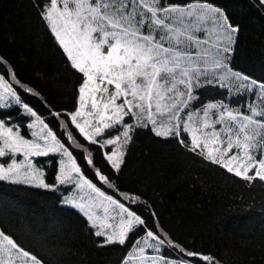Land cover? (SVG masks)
<instances>
[{
    "label": "snow or ice",
    "instance_id": "obj_1",
    "mask_svg": "<svg viewBox=\"0 0 264 264\" xmlns=\"http://www.w3.org/2000/svg\"><path fill=\"white\" fill-rule=\"evenodd\" d=\"M257 2L264 7V0ZM35 6L70 68L82 76L77 107L66 114L67 119L89 145L108 149L102 154L111 169L121 171L127 145L137 129L143 128L156 137L175 139L244 181H264V82L231 66L241 29L224 9L201 0L187 4L172 0H38ZM0 64H6L3 58ZM206 86L237 96L251 93L253 99L235 108L223 101L203 103L200 90ZM32 92L14 71L0 75V158L10 161L0 163V181L52 190L57 184H74L81 192L87 189V195L64 203L87 218L96 229L94 235L103 238L101 246L126 245L142 228L145 236L135 241L137 252L129 254L124 264H173L159 253L164 247L179 246L147 229L141 215L84 176L69 148L25 102L23 93ZM13 112L20 114L21 123H13ZM23 127L31 138L22 133ZM50 154L62 157L55 184L45 182L43 171L31 159ZM17 156L23 160L18 161ZM86 162L95 166L91 152ZM96 176L116 187L100 169ZM124 197L131 202L139 199L126 193ZM146 249L156 254L146 255ZM180 251L205 264H221L214 256ZM0 264L41 261L0 232Z\"/></svg>",
    "mask_w": 264,
    "mask_h": 264
},
{
    "label": "trees",
    "instance_id": "obj_2",
    "mask_svg": "<svg viewBox=\"0 0 264 264\" xmlns=\"http://www.w3.org/2000/svg\"><path fill=\"white\" fill-rule=\"evenodd\" d=\"M37 2L0 0V58L6 62L0 64V75L14 71L23 86L33 89L32 93H23L25 102L69 148L84 176L141 215L147 229L179 246L162 248L165 257L205 264L198 257H187L180 251L182 248L214 256L221 264H264V181H244L182 147L175 139L156 137L143 128L137 129L127 145L125 164L117 173L105 161V149L89 145L71 125L66 114L77 107L82 76L70 68L41 20ZM172 2L187 4L197 0ZM201 2L221 7L240 26L231 66L264 82V7L257 0ZM200 95L203 103L223 101L234 108L244 107L253 99L251 93L237 96L215 86H206ZM12 116L13 123L22 122L19 113L13 112ZM27 122L25 118L23 123ZM22 130L27 133L26 127ZM89 152L95 166L86 162ZM37 160L47 183L55 184L56 155ZM96 169L116 187L100 181ZM69 190L65 185L52 190L0 181V232L36 256L41 264H123L130 248L145 236L146 230L138 228L126 245L101 246L103 238L94 235L87 218L62 202ZM125 193L139 199H123Z\"/></svg>",
    "mask_w": 264,
    "mask_h": 264
},
{
    "label": "rangeland",
    "instance_id": "obj_3",
    "mask_svg": "<svg viewBox=\"0 0 264 264\" xmlns=\"http://www.w3.org/2000/svg\"><path fill=\"white\" fill-rule=\"evenodd\" d=\"M211 102H215V101H211ZM197 108H199V107H197ZM127 119V118H126ZM128 122L129 123H131L132 121L129 119L128 120ZM21 131H22V133L23 134H25L26 136H28V129H27V133H24L23 132V130L21 129ZM113 134H115V133H113ZM28 138H31L30 136H28ZM108 149H105V151H107ZM50 155H56V157H57V159H58V163H59V160L62 158L59 154H50ZM16 159H18V161L19 160H23V157L22 156H17V157H15ZM39 157H33V158H31V159H33V161L35 162V163H37V166L38 167H40L41 168V170L43 171V173H44V179H45V182L47 183V180H46V178H45V171H44V169L40 166V164H39V162H38V159ZM7 162H10V161H8V159L5 157V158H0V163H7ZM57 170H58V168H57ZM57 174V173H56ZM251 174V173H250ZM86 177V176H85ZM7 182H10V181H7ZM21 184H27V183H21ZM27 185H31V186H35L34 184H27ZM59 184H57V186H58ZM65 186H67V187H70V190H69V192L68 193H65L63 196H62V202L64 203V201L66 200V199H70V198H72V197H74V196H77V195H87L88 194V191L89 190H87V189H85L83 192H81V190H79V189H77L76 187H75V185L73 184V185H69V184H64ZM92 195H94V194H92ZM106 195H108V194H106ZM113 198H115V197H113ZM122 198L123 199H126L125 197H124V195H122ZM115 199H117V198H115ZM117 200H119V199H117ZM122 202V201H121ZM124 203V202H123ZM65 204V203H64ZM65 205H68V204H65ZM68 206H70V205H68ZM78 210V209H77ZM98 214H102V210H99V213ZM95 231H96V229H94ZM140 239V238H139ZM135 244V243H134ZM141 246H142V244H141ZM137 252V248L133 245L131 248H130V250L128 251V253H127V256H126V258L124 259V261L127 259V257H128V255L129 254H133V253H136ZM145 254L146 255H153V254H156V253H154L152 250H149V249H146V252H145ZM160 255H162L161 254V252L159 253ZM163 256V255H162ZM165 259H167V260H169V261H172L173 262V264H180V262L181 261H188L189 262V264H194V263H192L190 260H188V259H185V260H180V259H172V258H168V257H165V256H163ZM123 264H124V262H123ZM130 264H137V262L136 261H132V262H130Z\"/></svg>",
    "mask_w": 264,
    "mask_h": 264
}]
</instances>
